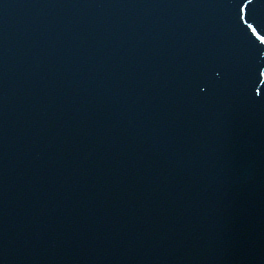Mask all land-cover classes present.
Segmentation results:
<instances>
[{
    "label": "water",
    "instance_id": "95a60500",
    "mask_svg": "<svg viewBox=\"0 0 264 264\" xmlns=\"http://www.w3.org/2000/svg\"><path fill=\"white\" fill-rule=\"evenodd\" d=\"M237 2L0 0V264H264Z\"/></svg>",
    "mask_w": 264,
    "mask_h": 264
},
{
    "label": "snow or ice",
    "instance_id": "6c2138e0",
    "mask_svg": "<svg viewBox=\"0 0 264 264\" xmlns=\"http://www.w3.org/2000/svg\"><path fill=\"white\" fill-rule=\"evenodd\" d=\"M253 3V0H238L236 4V17L237 22L243 21L248 30H251V34L259 40L261 45H264V35H260L257 31V27L254 25L264 26V18H258L256 12L249 8V5ZM252 21L251 23L249 21ZM255 71L260 76H264V63L256 66ZM258 92V90H257Z\"/></svg>",
    "mask_w": 264,
    "mask_h": 264
}]
</instances>
